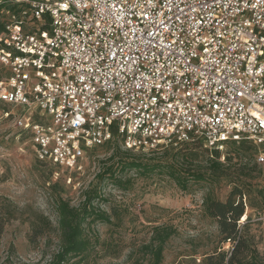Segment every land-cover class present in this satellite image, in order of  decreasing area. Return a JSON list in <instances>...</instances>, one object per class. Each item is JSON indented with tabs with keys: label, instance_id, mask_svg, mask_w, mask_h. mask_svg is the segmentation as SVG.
<instances>
[{
	"label": "built area",
	"instance_id": "1",
	"mask_svg": "<svg viewBox=\"0 0 264 264\" xmlns=\"http://www.w3.org/2000/svg\"><path fill=\"white\" fill-rule=\"evenodd\" d=\"M9 1L0 105L25 109L40 161L73 170L117 135L141 151L248 142L264 164V0Z\"/></svg>",
	"mask_w": 264,
	"mask_h": 264
},
{
	"label": "rangeland",
	"instance_id": "2",
	"mask_svg": "<svg viewBox=\"0 0 264 264\" xmlns=\"http://www.w3.org/2000/svg\"><path fill=\"white\" fill-rule=\"evenodd\" d=\"M1 1L11 6V1ZM2 8L0 21L7 17ZM4 71L0 67V76ZM24 115L21 106L0 105V264H49L61 241L58 200L81 208L93 192L96 197L91 205L109 214L113 208L116 215L111 224L86 218L83 235L88 249L62 264H148L142 245L148 241L151 227L158 224H170L177 230L165 245L162 264H200L201 254L210 251L217 233L216 223L203 212L202 201L206 195L225 201L235 185L245 189L242 202L248 219L240 222H248L244 230L264 252V164L255 161L256 146L225 143L217 150L222 166L213 171L208 166L211 151L199 141L183 143L195 145L190 162L193 169L209 176L189 180L183 190L164 168L143 171L118 165L122 157L125 162L132 158L158 161L165 167L179 146L126 150L116 135L87 151L79 167L70 170L37 159L30 132L17 124V118ZM34 226L41 233L34 235ZM229 247L223 245L225 250Z\"/></svg>",
	"mask_w": 264,
	"mask_h": 264
},
{
	"label": "trees",
	"instance_id": "3",
	"mask_svg": "<svg viewBox=\"0 0 264 264\" xmlns=\"http://www.w3.org/2000/svg\"><path fill=\"white\" fill-rule=\"evenodd\" d=\"M201 145V144H200ZM189 145H180L172 156V161L166 163H147L132 158L126 161L120 157L119 166L121 168L130 167L138 170L149 171L150 169L161 170L164 168L177 184L184 190L189 180H206L209 176L203 171H196L191 165L192 148ZM204 147V146H203ZM207 150L206 148H204ZM118 150V149H117ZM214 152V155L212 154ZM209 159V170L219 169L222 165L218 158V151H211ZM177 157H180L179 159ZM109 175H113L111 169H107ZM120 179H116L119 182ZM245 189L241 185H235L230 191L225 201L214 199L206 195L202 201L203 212L216 223V238L210 251L202 253L200 264H264V252L261 253L253 239L244 229L248 222L241 223L244 215V205L242 197ZM96 197L93 192L85 198L83 206H70L64 199H59L56 205L58 213V228L60 230V248L49 264H62L69 256H76L84 253L88 249V240L83 235V223L86 218L111 224V217L116 215V210L112 208L111 213L96 210L91 201ZM248 218H246L247 220ZM3 230V222L0 219V235ZM34 235L41 233V229L34 226ZM176 228L170 224H158L151 227V234L146 243L142 245L148 255V264H162L163 253L167 241L175 235ZM225 243L230 244L228 250L223 249Z\"/></svg>",
	"mask_w": 264,
	"mask_h": 264
},
{
	"label": "bare ground",
	"instance_id": "4",
	"mask_svg": "<svg viewBox=\"0 0 264 264\" xmlns=\"http://www.w3.org/2000/svg\"><path fill=\"white\" fill-rule=\"evenodd\" d=\"M246 218V215L244 214L243 216H242V219L241 220H244Z\"/></svg>",
	"mask_w": 264,
	"mask_h": 264
}]
</instances>
